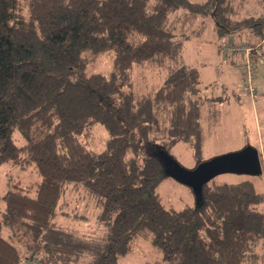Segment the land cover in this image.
Segmentation results:
<instances>
[{
	"label": "trees",
	"instance_id": "trees-1",
	"mask_svg": "<svg viewBox=\"0 0 264 264\" xmlns=\"http://www.w3.org/2000/svg\"><path fill=\"white\" fill-rule=\"evenodd\" d=\"M243 5L0 0V165L11 160L40 176L9 180L0 193V264H116L140 238L172 264H264V191L254 181H209L202 204L181 209L158 192L167 174L157 150L183 140L201 161L204 111L219 109L201 94L198 67L184 61V41L202 15L220 36L250 27L263 39L264 3L241 18ZM87 52H107L110 72L89 71ZM153 63L162 83L135 92L134 66ZM98 123L107 132L101 150L89 145ZM72 186L99 208L104 231L95 237L56 221L70 214Z\"/></svg>",
	"mask_w": 264,
	"mask_h": 264
},
{
	"label": "rangeland",
	"instance_id": "rangeland-1",
	"mask_svg": "<svg viewBox=\"0 0 264 264\" xmlns=\"http://www.w3.org/2000/svg\"><path fill=\"white\" fill-rule=\"evenodd\" d=\"M241 18L263 10L264 0H241ZM191 37L184 41V61L198 67L201 78V94L203 96H217L218 111L213 116L210 111H204L202 125L204 142L202 160L237 151L250 144L264 150V43L253 56L254 70L252 81L257 90V98L252 100L244 89L245 69L242 68L240 56L224 50V47L240 43L251 44L261 41L250 27L237 30L234 42L232 36H220L214 19L209 15L198 17L192 28ZM223 46L222 49L220 47ZM89 71L108 73L112 67V60L108 53H86ZM132 70L133 87L135 92L143 93L158 87L164 77L163 68L158 64L134 66ZM216 103V104H217ZM19 134V133H18ZM107 137L105 128L100 124L94 126L89 140L91 148L101 150ZM21 140V139H20ZM165 150H157L162 153ZM168 154L184 167L194 168L198 161L194 149L186 141H178ZM264 162V156L261 152ZM9 180H17L23 184L40 180L36 169L32 166L23 168L13 161H6L0 165V193H4ZM252 180L259 190L264 191V172L260 175L248 173L224 172L215 176L211 182L235 183ZM158 192L166 205L181 209L187 205H196L197 198L192 188L176 180L170 175L158 185ZM63 209L70 214L59 215L56 221L61 225L75 228L88 237H95L104 231V227L97 221L99 208L94 200L86 195L83 187H70L65 196ZM77 212L84 215L77 218ZM172 264L162 260V255L148 240L140 238L136 241L135 250L120 257L116 264Z\"/></svg>",
	"mask_w": 264,
	"mask_h": 264
},
{
	"label": "water",
	"instance_id": "water-1",
	"mask_svg": "<svg viewBox=\"0 0 264 264\" xmlns=\"http://www.w3.org/2000/svg\"><path fill=\"white\" fill-rule=\"evenodd\" d=\"M159 156L167 175L192 188L197 198V205L202 204L204 185L218 174L237 172L260 175L264 172V162L259 149L250 144L237 151L201 160L191 169L178 163L167 151H162Z\"/></svg>",
	"mask_w": 264,
	"mask_h": 264
},
{
	"label": "built area",
	"instance_id": "built-area-1",
	"mask_svg": "<svg viewBox=\"0 0 264 264\" xmlns=\"http://www.w3.org/2000/svg\"><path fill=\"white\" fill-rule=\"evenodd\" d=\"M264 43V37L261 41L257 43L251 44H231V46L224 47V50L229 51L231 53H239L243 59L242 68L245 69V81L243 89L249 93L250 97L253 101L257 98V90L252 81L253 78V70H254V62L253 56L258 54V49H260L261 45Z\"/></svg>",
	"mask_w": 264,
	"mask_h": 264
},
{
	"label": "crops",
	"instance_id": "crops-1",
	"mask_svg": "<svg viewBox=\"0 0 264 264\" xmlns=\"http://www.w3.org/2000/svg\"><path fill=\"white\" fill-rule=\"evenodd\" d=\"M234 38L236 39V41H237V36H235V35H233V37L231 38L234 42H236L235 40H234ZM235 55H237V56H240V54L239 53H234ZM240 58H241V62L243 61V59H242V57L240 56ZM241 62H240V64H241ZM216 98H217V100H219V97H217V96H215ZM217 106H218V103H217ZM219 107V106H218ZM258 149H259V152H260V154H261V152L263 153V156H264V150L262 149L261 150V148L260 147H258ZM261 158L263 159V157H262V155H261Z\"/></svg>",
	"mask_w": 264,
	"mask_h": 264
}]
</instances>
